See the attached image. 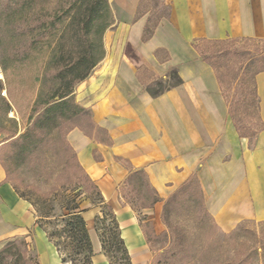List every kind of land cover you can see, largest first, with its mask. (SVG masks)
I'll use <instances>...</instances> for the list:
<instances>
[{
  "label": "crops",
  "instance_id": "crops-1",
  "mask_svg": "<svg viewBox=\"0 0 264 264\" xmlns=\"http://www.w3.org/2000/svg\"><path fill=\"white\" fill-rule=\"evenodd\" d=\"M142 1L109 0L115 21L103 37L105 56L73 93L89 111L92 125L67 133L81 166L116 215L132 264H149L152 257L142 223L150 221L160 231L163 201L191 177L198 180L206 210L221 231L246 220H264V72L254 77L262 129L241 137L215 71L195 47L200 42L264 40V0H161L166 13L146 40L150 11L139 12ZM172 67L182 83L149 95L145 86ZM137 170L159 197L140 208L141 219L119 194ZM84 219L94 264H110L93 219ZM27 229L39 235V264H61L35 222L33 207L5 181L0 163V236L30 241Z\"/></svg>",
  "mask_w": 264,
  "mask_h": 264
},
{
  "label": "trees",
  "instance_id": "trees-1",
  "mask_svg": "<svg viewBox=\"0 0 264 264\" xmlns=\"http://www.w3.org/2000/svg\"><path fill=\"white\" fill-rule=\"evenodd\" d=\"M114 21L109 0H0V73L5 83H8L9 73L19 87H27L32 94L23 132L19 133L20 127L15 118L6 119L11 122V128L5 131L0 125V132H5L0 145V163L5 171V181L11 183L19 157L43 154L47 135L56 132L61 136L59 147L64 154L61 164L63 173L52 192L32 198L19 193L18 188L12 185L19 197L33 207L35 222L55 247L61 264H93L92 242L82 215L83 209L80 208L81 192L90 194L92 198L89 196L87 199L101 210L102 215L94 218V227L109 263L132 264L113 209L105 202L66 139L73 127L92 125L89 111L75 101L73 93L77 84L88 78L104 58L103 37ZM152 29L153 26L149 25L145 28L143 40L151 35ZM206 43L219 46L220 53L216 55L198 50L201 59L215 71L237 132L241 137L255 136L262 129V122L256 130L241 126L234 119L233 102L225 96L218 66L219 59L233 56L234 60L249 70L254 82L255 75L264 72V40L249 38ZM238 43V47L227 46ZM181 83L177 69L172 67L164 78L154 79L145 89L149 95L156 97ZM0 88H3L1 80ZM254 93L257 97L255 83ZM0 100L4 103L0 114L1 124V117H6L13 106L4 96H0ZM255 108L258 112V97ZM30 163L35 165L36 161ZM139 181L147 188L148 200L139 209L150 207L159 197L142 170L127 176L119 194L128 198L127 193L132 192ZM73 190H77L76 193L72 194ZM191 196L199 204L197 214L202 219L201 216L207 214V210L195 177L183 182L163 201V218L170 204L187 201ZM55 209L57 213L53 212ZM142 228L149 245L152 238L161 235L167 237L169 233L171 247L157 260V264H186L189 261L185 253L187 243L183 238L174 236L177 233L175 229L170 227V232L156 234L150 222L142 223ZM31 262L24 239H9L0 246V264Z\"/></svg>",
  "mask_w": 264,
  "mask_h": 264
},
{
  "label": "rangeland",
  "instance_id": "rangeland-1",
  "mask_svg": "<svg viewBox=\"0 0 264 264\" xmlns=\"http://www.w3.org/2000/svg\"><path fill=\"white\" fill-rule=\"evenodd\" d=\"M150 11L149 27L163 14L166 9L161 5V0H143L139 7V12ZM109 39V33L106 34V41ZM197 49H201L208 54H219L218 44H210L206 42L197 43ZM229 47H238L236 45H227ZM249 47L253 48L252 45ZM243 57H246L243 56ZM218 60V59H217ZM241 60V58H240ZM218 71L222 76L223 90L228 101L233 102L234 119L241 126L259 129L261 126V118L259 111H256V94L254 93V82L250 77V72L245 68L244 64L233 59V56L227 55L219 59ZM3 74L0 73V80L3 88H0V96H4L13 109L6 117H1L2 130L11 128V122L7 118H15L19 128V133L24 131L27 122L28 105L32 97L31 91L27 87H19L14 78L8 73V83L4 82ZM8 90V92H7ZM4 103L0 100V114L3 110ZM2 116V115H1ZM88 124H83V126ZM0 126V127H1ZM248 132V131H246ZM100 139H104V135L98 131H93ZM5 137V132H0V138ZM67 139V135H66ZM61 136L56 132H51L45 138V152L29 157H19L18 168L12 173L13 179L11 184L18 188L19 193H24L29 197L35 198L37 195L50 194L59 182V176L62 175L61 164L64 154L60 149ZM97 157V156H96ZM35 160V165L30 161ZM39 163V164H38ZM63 178V176H62ZM194 184V180H193ZM77 190L71 191L76 193ZM92 196L81 192L80 208L83 209V217H91L94 221L96 215H102L99 207L91 204L87 197ZM127 201L134 209L138 217L141 219V210L139 207L147 204V188L142 182H138V186L132 192L127 193ZM191 196L187 201L181 200L178 203L170 204L164 212H162L160 221L162 229L154 232L160 234L163 231L170 232L172 227L177 231L174 236L183 238L187 247L185 253L189 257L186 264H264V220H246L238 224L229 232H223L215 224L212 217L203 214L199 219L197 212L199 211L198 202H194ZM34 210V209H33ZM57 209L53 212L57 213ZM150 222V221H148ZM109 221L106 222L108 224ZM152 226V222H150ZM153 228V226H152ZM41 229V228H40ZM29 238L21 237L15 239H24L28 246V256L31 258V264H39L36 246L39 245L40 239L36 231L27 229ZM41 231H43L41 229ZM180 232V233H179ZM45 234V232L43 231ZM182 234V235H181ZM46 236V234H45ZM13 239L7 235L0 236V246L7 240ZM152 257L149 263L157 264V260L162 258L163 253L171 247L169 233L167 237L161 235L152 238L150 243ZM114 254V253H113ZM92 263L94 261L92 259ZM118 263V262H117ZM69 264V263H68Z\"/></svg>",
  "mask_w": 264,
  "mask_h": 264
}]
</instances>
